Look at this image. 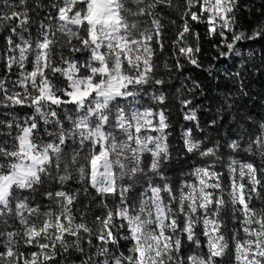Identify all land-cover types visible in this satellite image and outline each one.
I'll return each instance as SVG.
<instances>
[{
    "label": "snow or ice",
    "instance_id": "snow-or-ice-1",
    "mask_svg": "<svg viewBox=\"0 0 264 264\" xmlns=\"http://www.w3.org/2000/svg\"><path fill=\"white\" fill-rule=\"evenodd\" d=\"M260 2L249 30L243 0H0V264H264V119L213 141L181 62L216 70L199 24L213 60L239 61L218 125L250 95ZM170 101L200 133L178 147Z\"/></svg>",
    "mask_w": 264,
    "mask_h": 264
},
{
    "label": "trees",
    "instance_id": "trees-1",
    "mask_svg": "<svg viewBox=\"0 0 264 264\" xmlns=\"http://www.w3.org/2000/svg\"><path fill=\"white\" fill-rule=\"evenodd\" d=\"M244 3H251L253 5V12L242 11L240 14V23L243 27L251 29L252 24L256 23L260 16L255 13L256 8H260V0H243ZM195 31H198L201 36L200 44L202 47V52L199 54V59L201 63L206 67L209 64H215L216 70L212 76L202 69H196L192 65L187 64L186 61L181 59V62L185 64L184 74L190 75L196 79L203 89V94L200 90H197L194 97V104L201 105L198 112L201 127L205 129V135L210 136V138L215 141L218 138H222L225 135L231 136L233 130L239 127L240 123H243V118L246 116H251L253 120L264 119V40H260L251 44V51L254 52V57L249 61L250 71L246 73L247 91L249 92V97L243 98L237 102L234 109L228 110L226 113H220V122L218 125L209 128L208 121L217 117V108L220 106L223 95L226 92H236V86L233 82L224 75V69H229L235 71L236 67H239V61L234 62L231 59L225 60L221 58L219 61L213 60L215 55L212 48V44L218 41V37H209L207 35V25L199 24L195 25ZM191 42V41H190ZM3 41L0 38V45ZM168 47L164 55L160 57L161 69L160 75H162L166 80L171 76L170 81L171 87L166 88L167 91L174 93L175 89L180 87V79L176 78L178 73L176 70L171 72L163 68V61L165 59L169 60V63L174 64L175 57L172 55V48L170 45V40L167 42ZM245 56L249 53V48L245 46L243 48ZM252 65H255L253 67ZM15 78V77H13ZM190 86V85H189ZM185 94L188 98H193L192 94L187 93L185 89ZM172 106V122H173V136L172 141L174 146L178 147L180 140V130L184 127H192L194 129V134L200 136V133L195 131L194 122L184 121L182 113L179 111V104L174 101H170ZM0 109V112H3ZM24 111L21 110L20 114L23 115ZM245 127H251L250 124L245 125ZM210 146V145H209ZM227 151V149H225ZM257 163L259 160L257 158ZM187 165L184 166L183 170H186ZM182 170L177 169V173ZM264 178V177H262ZM264 206V202L254 201L253 207L259 209ZM231 227V224H229ZM59 264V262H57ZM230 264V261H229Z\"/></svg>",
    "mask_w": 264,
    "mask_h": 264
},
{
    "label": "rangeland",
    "instance_id": "rangeland-1",
    "mask_svg": "<svg viewBox=\"0 0 264 264\" xmlns=\"http://www.w3.org/2000/svg\"><path fill=\"white\" fill-rule=\"evenodd\" d=\"M229 261H230V260H226L225 264H229Z\"/></svg>",
    "mask_w": 264,
    "mask_h": 264
}]
</instances>
